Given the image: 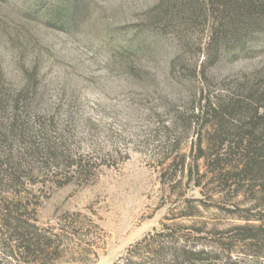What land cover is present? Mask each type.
Segmentation results:
<instances>
[{
    "label": "rangeland",
    "instance_id": "374dc122",
    "mask_svg": "<svg viewBox=\"0 0 264 264\" xmlns=\"http://www.w3.org/2000/svg\"><path fill=\"white\" fill-rule=\"evenodd\" d=\"M159 4L0 0V85L31 88L24 134L5 139L50 145L19 193L0 177V264H264L261 180H237V148L209 158L250 112L220 136L193 115L207 96L264 89V24L217 43L210 16L159 20ZM27 230L44 253L18 251Z\"/></svg>",
    "mask_w": 264,
    "mask_h": 264
},
{
    "label": "trees",
    "instance_id": "16d2710c",
    "mask_svg": "<svg viewBox=\"0 0 264 264\" xmlns=\"http://www.w3.org/2000/svg\"><path fill=\"white\" fill-rule=\"evenodd\" d=\"M83 1L64 0L74 9L83 4ZM165 5H167L166 8H164ZM85 6L87 7V4ZM159 6L162 8L158 14L159 20H167L168 17L170 19L176 15L183 16L186 14L192 21H197L201 15L210 16V39L213 42L217 41V43L220 42L218 39L222 35L226 36L228 33L229 35L241 37L243 33L248 34L251 30L259 27L263 28L264 24V0H160ZM173 14L175 15L173 16ZM140 48H143V46ZM30 89V84L25 83L24 88L17 94V97L10 99L3 93L0 85V115L7 114L8 109H11L12 114V120L8 123L10 124L9 130L4 131L1 129L3 126H0V154L2 153L0 177L14 180L15 188L18 190L16 192L18 193L24 184L22 180L27 176L23 171L25 161L28 157L36 156L50 148V145L44 149L32 142L19 145L17 149H14L13 145L7 143L5 139L8 133L9 135L18 133L19 136L24 134V130L19 127V121L22 116L21 111L28 107L25 101ZM254 91H256V95H254ZM253 102H256V104L253 105ZM243 112H250L249 122L246 126H237L238 135L237 133L236 135L238 139H220L219 148L215 153H211L209 158L219 161L222 156L229 155L233 149L237 148L239 150V162L233 165L237 180L244 181L248 179V176L250 180L259 179L264 189V133H258L259 131H257L259 127L263 129L264 124V89H248L243 91L242 95L235 97V94H230L223 99L221 96L213 98L207 96L201 99L198 107H194L193 115L197 119L206 120L207 124L213 127L214 131L217 132L216 134L220 136V134L223 135L222 132H227V118ZM192 124L193 121L190 120V125ZM20 126H25L24 122ZM244 130H247L248 133L242 134L241 132H245ZM23 172L25 175H23ZM8 216H10V213ZM10 217H12V220H16L17 225L15 227L17 231L22 228L27 229L21 218L13 215ZM247 238H254V235L250 234ZM17 239L19 240L18 251L29 256L38 252L44 253L47 247L45 242L39 240V234L32 236L28 230L25 233H19ZM26 262L37 263L38 259L32 258Z\"/></svg>",
    "mask_w": 264,
    "mask_h": 264
}]
</instances>
